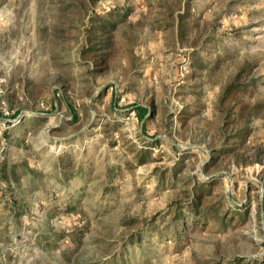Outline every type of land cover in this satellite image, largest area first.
I'll list each match as a JSON object with an SVG mask.
<instances>
[{"label": "rangeland", "instance_id": "374dc122", "mask_svg": "<svg viewBox=\"0 0 264 264\" xmlns=\"http://www.w3.org/2000/svg\"><path fill=\"white\" fill-rule=\"evenodd\" d=\"M0 264H264V0H0Z\"/></svg>", "mask_w": 264, "mask_h": 264}, {"label": "trees", "instance_id": "16d2710c", "mask_svg": "<svg viewBox=\"0 0 264 264\" xmlns=\"http://www.w3.org/2000/svg\"><path fill=\"white\" fill-rule=\"evenodd\" d=\"M2 175L5 176V175H4V169H2Z\"/></svg>", "mask_w": 264, "mask_h": 264}]
</instances>
